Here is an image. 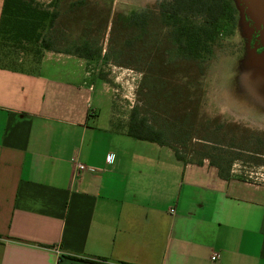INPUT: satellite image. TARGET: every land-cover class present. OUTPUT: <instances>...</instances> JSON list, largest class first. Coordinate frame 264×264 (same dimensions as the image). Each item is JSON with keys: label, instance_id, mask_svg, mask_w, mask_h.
<instances>
[{"label": "crops", "instance_id": "0c3cea01", "mask_svg": "<svg viewBox=\"0 0 264 264\" xmlns=\"http://www.w3.org/2000/svg\"><path fill=\"white\" fill-rule=\"evenodd\" d=\"M84 63L0 69V264H264V183L128 137Z\"/></svg>", "mask_w": 264, "mask_h": 264}, {"label": "rangeland", "instance_id": "374dc122", "mask_svg": "<svg viewBox=\"0 0 264 264\" xmlns=\"http://www.w3.org/2000/svg\"><path fill=\"white\" fill-rule=\"evenodd\" d=\"M32 1L59 14L45 32L53 51L36 53V45L27 51L11 48L4 61L1 54L8 49L0 47L2 66L37 72L45 53L75 56L77 46L89 43L99 54L82 58L83 69L107 84L119 119L126 116L128 122L135 108L151 125L168 131L171 140L187 146L205 136L227 144L241 129L264 133V0H233L239 13L234 35L220 47L212 45V53L198 61L176 52L157 14L161 0ZM144 10L151 13L150 26L129 28L127 17ZM247 157L236 161L232 171L264 183V150Z\"/></svg>", "mask_w": 264, "mask_h": 264}, {"label": "trees", "instance_id": "16d2710c", "mask_svg": "<svg viewBox=\"0 0 264 264\" xmlns=\"http://www.w3.org/2000/svg\"><path fill=\"white\" fill-rule=\"evenodd\" d=\"M156 10L163 25L169 28L170 39L178 55L194 61L204 60L212 53V45L220 47L224 39L232 37L239 20L233 0H161L157 2ZM58 15V12L41 7L32 0H4L0 18V47L8 49L1 54L4 61L10 57L11 48L27 51V46L36 45V53L53 51L45 32L54 26ZM126 21L129 28L145 30L150 26L152 16L149 10L132 12ZM73 53L92 60L99 51L84 43L77 46ZM0 69L25 72L2 66L1 62ZM220 130L222 128L217 132ZM126 135L135 140L169 147L176 158L186 165H202L208 161L218 169L220 178L224 180L231 179L236 161H242L247 155L250 159L261 156L264 150V133L249 129H241L239 134L232 135L233 140L227 144L205 136L187 146L186 142L171 140L168 131L151 125L135 108L130 113Z\"/></svg>", "mask_w": 264, "mask_h": 264}, {"label": "built area", "instance_id": "2783aa9c", "mask_svg": "<svg viewBox=\"0 0 264 264\" xmlns=\"http://www.w3.org/2000/svg\"><path fill=\"white\" fill-rule=\"evenodd\" d=\"M78 169H79V170H86V166L83 165V164H78ZM216 259H217V256L214 255V256L212 257V260L215 261Z\"/></svg>", "mask_w": 264, "mask_h": 264}]
</instances>
